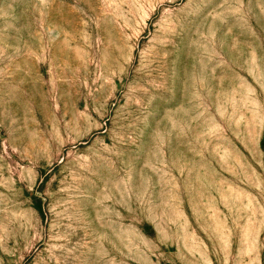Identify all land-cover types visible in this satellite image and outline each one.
<instances>
[{"label": "rangeland", "instance_id": "1", "mask_svg": "<svg viewBox=\"0 0 264 264\" xmlns=\"http://www.w3.org/2000/svg\"><path fill=\"white\" fill-rule=\"evenodd\" d=\"M0 264H264V0H0Z\"/></svg>", "mask_w": 264, "mask_h": 264}]
</instances>
